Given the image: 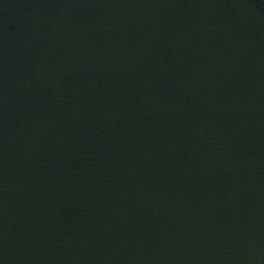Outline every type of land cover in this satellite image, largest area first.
Instances as JSON below:
<instances>
[{"label":"water","instance_id":"1","mask_svg":"<svg viewBox=\"0 0 264 264\" xmlns=\"http://www.w3.org/2000/svg\"><path fill=\"white\" fill-rule=\"evenodd\" d=\"M0 264H264V0H0Z\"/></svg>","mask_w":264,"mask_h":264}]
</instances>
